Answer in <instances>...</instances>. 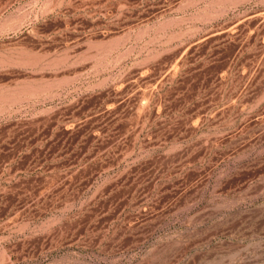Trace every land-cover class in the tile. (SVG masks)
Returning a JSON list of instances; mask_svg holds the SVG:
<instances>
[{
    "label": "rangeland",
    "instance_id": "rangeland-1",
    "mask_svg": "<svg viewBox=\"0 0 264 264\" xmlns=\"http://www.w3.org/2000/svg\"><path fill=\"white\" fill-rule=\"evenodd\" d=\"M0 264H264V0H0Z\"/></svg>",
    "mask_w": 264,
    "mask_h": 264
}]
</instances>
